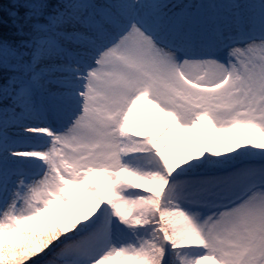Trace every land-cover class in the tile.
<instances>
[{
  "label": "snow or ice",
  "instance_id": "6c2138e0",
  "mask_svg": "<svg viewBox=\"0 0 264 264\" xmlns=\"http://www.w3.org/2000/svg\"><path fill=\"white\" fill-rule=\"evenodd\" d=\"M0 264H264V0H0Z\"/></svg>",
  "mask_w": 264,
  "mask_h": 264
},
{
  "label": "rangeland",
  "instance_id": "374dc122",
  "mask_svg": "<svg viewBox=\"0 0 264 264\" xmlns=\"http://www.w3.org/2000/svg\"><path fill=\"white\" fill-rule=\"evenodd\" d=\"M154 131H155V129H154ZM216 135H227V134H216Z\"/></svg>",
  "mask_w": 264,
  "mask_h": 264
}]
</instances>
